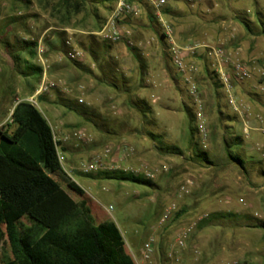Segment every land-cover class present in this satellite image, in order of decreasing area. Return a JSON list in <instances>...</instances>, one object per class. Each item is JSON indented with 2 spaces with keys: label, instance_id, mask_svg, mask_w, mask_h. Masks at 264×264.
Returning <instances> with one entry per match:
<instances>
[{
  "label": "rangeland",
  "instance_id": "rangeland-1",
  "mask_svg": "<svg viewBox=\"0 0 264 264\" xmlns=\"http://www.w3.org/2000/svg\"><path fill=\"white\" fill-rule=\"evenodd\" d=\"M60 3L0 0V131H13V107L31 102L50 124L70 179L61 170L53 177L76 200L86 198L95 223L117 224L130 256L152 237L153 264H264V0H166L161 8L175 42L220 46L250 69L232 90L236 111L212 72L215 58L201 49L186 57L205 101V146L185 109L193 112L187 83L170 61L164 27L145 3L138 15L120 20L121 39L110 42L111 62L101 66L90 50L102 53L97 32L114 1L87 2L77 14ZM20 41L36 42L32 56ZM74 47L85 53L83 62L67 56ZM41 84L46 89L36 94ZM141 101L150 105L149 117L135 107ZM148 130L180 151L163 152ZM236 136L242 144L230 152L242 165L228 157L227 143ZM194 150L206 152L210 162L197 159ZM96 158V168L83 170ZM40 165L45 169L43 158ZM101 172L153 185L99 177ZM214 214L224 216L199 227ZM181 231L187 237L179 247ZM3 256L11 257L5 235Z\"/></svg>",
  "mask_w": 264,
  "mask_h": 264
},
{
  "label": "trees",
  "instance_id": "trees-1",
  "mask_svg": "<svg viewBox=\"0 0 264 264\" xmlns=\"http://www.w3.org/2000/svg\"><path fill=\"white\" fill-rule=\"evenodd\" d=\"M100 1L115 0H61L60 8L77 14L87 2ZM150 13L155 18L151 10ZM19 43L28 55H33L35 41ZM111 47L110 42L104 40L100 44L102 53L91 48L93 60L100 66L105 59L111 62L107 56ZM26 68L34 74L41 71L30 65ZM212 72L216 75L214 69ZM111 85L116 87L113 82ZM140 104L135 107L144 118L149 117L150 105L145 101ZM185 109L192 118V109L186 106ZM11 121L16 122L13 131H0V227L4 226V231L0 230V240L6 236L11 257H1L0 264H134L132 256L126 252L125 239L117 224L112 220L95 223L86 198L76 200L64 184L53 177L55 171L61 170L66 179H70L61 169L56 148L58 142L42 113L31 102H18L13 107ZM147 135L163 152L180 151L176 146L163 144L160 134L148 130ZM232 141V144L227 143L228 157L242 165V158L230 152L231 147L242 144V139L236 136ZM194 155L201 161L210 162L206 152L194 150ZM41 158L46 170L40 165ZM97 175L153 185L148 179L132 175L115 172ZM65 182L76 189L72 181ZM217 215L224 216L214 214L203 218L199 227L207 225ZM20 218H25L29 225L24 226Z\"/></svg>",
  "mask_w": 264,
  "mask_h": 264
},
{
  "label": "built area",
  "instance_id": "built-area-1",
  "mask_svg": "<svg viewBox=\"0 0 264 264\" xmlns=\"http://www.w3.org/2000/svg\"><path fill=\"white\" fill-rule=\"evenodd\" d=\"M145 3L149 6L153 15L159 20L164 27V35L167 38L168 53L172 65L183 75V80L187 83V95L190 104L193 108V118L195 127L200 137L202 138V145H206L208 138V130L206 124L205 114V101L199 86L193 81L191 73L196 70L192 65L186 64V57L189 54H194L201 49L208 56L215 58V73L221 86L225 89L227 95V101L234 110H238L237 105L234 102L232 90L237 82H240L250 77V69L247 64L241 60L233 59L226 51L220 46H211L208 44L200 43H187L178 44L172 39L171 27L167 24L162 16L161 8L165 5L166 0H115L114 6L110 11L109 16L103 22L101 28L97 32L103 40L109 42H118L121 39L122 32L119 27L121 19L126 17L136 16L140 13V4ZM69 44V42H67ZM67 56L76 61L83 62L85 60V53L77 48H70L67 52ZM46 86L43 84L36 90V94L40 93ZM32 97L29 101H32ZM81 101V100H80ZM57 148V146H56ZM57 156L59 164L61 165L59 152L57 148ZM99 163V158L93 160V162L87 164L83 170L91 171ZM147 175L153 176L151 172H147ZM170 210L168 209L163 215L162 219L168 217ZM187 233L181 231L176 238V245L179 247L184 246ZM134 264H153L154 257V240L152 237L147 238L142 242L140 247L135 251L131 252ZM173 257L171 251L168 250L165 253V258L169 259Z\"/></svg>",
  "mask_w": 264,
  "mask_h": 264
}]
</instances>
